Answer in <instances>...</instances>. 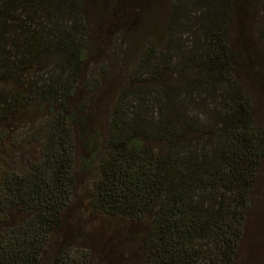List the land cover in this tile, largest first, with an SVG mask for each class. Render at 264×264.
<instances>
[{"label": "trees", "instance_id": "1", "mask_svg": "<svg viewBox=\"0 0 264 264\" xmlns=\"http://www.w3.org/2000/svg\"><path fill=\"white\" fill-rule=\"evenodd\" d=\"M263 176L264 0H0V264H241Z\"/></svg>", "mask_w": 264, "mask_h": 264}, {"label": "rangeland", "instance_id": "2", "mask_svg": "<svg viewBox=\"0 0 264 264\" xmlns=\"http://www.w3.org/2000/svg\"><path fill=\"white\" fill-rule=\"evenodd\" d=\"M5 126L7 127V125ZM82 180L85 181L84 177L81 178ZM258 188L259 193L255 195L250 214V219L253 221L250 223L249 234L243 242L240 253L241 264H264V176L263 182L258 185ZM85 223L87 225L81 222V227L85 231L97 227L95 220L91 222L86 219Z\"/></svg>", "mask_w": 264, "mask_h": 264}]
</instances>
